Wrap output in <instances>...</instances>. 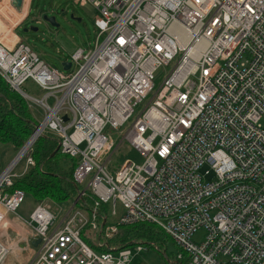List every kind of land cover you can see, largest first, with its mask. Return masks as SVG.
<instances>
[{"label": "built area", "instance_id": "2783aa9c", "mask_svg": "<svg viewBox=\"0 0 264 264\" xmlns=\"http://www.w3.org/2000/svg\"><path fill=\"white\" fill-rule=\"evenodd\" d=\"M32 1L18 9L0 0V77L43 112L21 150L37 133L54 135L77 162L79 198L94 206L81 202L58 225L48 204L18 219L26 195L6 190L22 159V175L35 166L34 143L0 173V232L17 236L12 245L0 238V264L22 236L28 247L40 241L30 264H130L131 247L110 242L121 226L141 223L165 232L189 264H264V0H75L96 12L98 36L63 72L17 34ZM28 82L42 98L26 92ZM123 143L140 162L128 159L111 173ZM207 166L213 181H205L210 170L200 173ZM105 205L108 215L100 214ZM118 205L117 222L110 217ZM85 226L98 232L92 245Z\"/></svg>", "mask_w": 264, "mask_h": 264}, {"label": "rangeland", "instance_id": "374dc122", "mask_svg": "<svg viewBox=\"0 0 264 264\" xmlns=\"http://www.w3.org/2000/svg\"><path fill=\"white\" fill-rule=\"evenodd\" d=\"M45 16L48 18H55L56 24L59 25V27H53L50 23L46 22L44 20ZM95 17L96 12L91 6L86 8H78L75 5V0H33L31 4L30 17L23 24V26L19 28L17 34L21 40L24 43L29 44L44 61L63 72V65L67 61H71L72 55L76 51L79 49L90 50L94 48L98 36V30L95 25ZM30 28H37L38 32L29 31L28 33H25L24 30ZM75 69L76 67L73 68L72 72H74ZM170 70V68L160 69L157 74V85L162 82L164 75L167 72H170ZM24 89L28 92V94L36 96L37 98H42L45 94L33 82H28L24 86ZM151 98H149L145 104L149 103ZM23 99L28 103L29 109L31 110L34 118L37 120V123H40L43 120V112L41 109L25 98ZM141 108H143V106ZM130 125L131 123L124 128V131H127ZM112 135L116 144L118 145L122 140V133L118 131L113 132ZM52 136L55 137L54 135ZM8 149L9 148L6 146H0V152L6 150V152L1 153L0 172L6 169L20 152L11 151ZM128 159H134L135 161L140 162L128 145L125 143L120 144L119 149H117L111 157L109 171L113 173L114 171L118 170L120 166ZM21 169L22 173L18 174ZM209 170L210 175L205 180L207 182L213 181L215 179L214 172L208 166L203 167L200 170L201 174H205ZM24 171L25 161L22 159L19 162L15 173L21 177ZM83 199L84 197H81L80 199L78 195L75 201L68 203L58 204L50 200H46L40 204H48L52 207L54 213L57 216L56 225H58L63 222L62 220L66 217V214L71 209L80 208L79 206ZM34 207L35 203L33 199L31 196L27 195L24 198L23 204L17 210L16 216L18 219L26 221L29 219ZM116 211L117 217H110V219L116 220L118 222L120 217L123 215L122 206L118 205ZM98 223L100 225L102 221L99 220ZM13 224L17 225V229L19 228V233L21 234V224L18 222H14ZM83 230L85 238L91 243V245L96 242L99 236L96 230H89L87 226H85ZM5 236V238L9 240L10 244H15V241L17 240V236L15 234L8 232V234H5ZM204 237L205 231L201 230L194 236L193 239L195 242L201 243L204 240ZM19 239L20 238L18 237V240ZM114 239L113 241H115ZM110 244L114 245L115 243L110 242ZM25 245L26 243L17 242V244L12 247L11 252L4 264H30L34 255V249ZM167 247L168 257L172 258V262H175L174 257H177L178 255V248L174 242H170ZM131 250L133 252V257L130 264H168L167 256L161 257V254L152 248L149 250H144L141 254H137L136 246H132ZM172 264L178 263L175 262Z\"/></svg>", "mask_w": 264, "mask_h": 264}, {"label": "trees", "instance_id": "16d2710c", "mask_svg": "<svg viewBox=\"0 0 264 264\" xmlns=\"http://www.w3.org/2000/svg\"><path fill=\"white\" fill-rule=\"evenodd\" d=\"M37 125L28 103L0 77V146H6L11 151H20L35 132ZM58 147L59 142L52 134L47 133L38 139L30 153L35 166L14 179L13 186L6 192L12 194L16 190L23 191L26 196H31L35 206L46 200L58 204L75 201L79 195V187L73 181L77 162L60 151L56 152ZM6 150L0 152V158L1 153ZM81 202L85 203L89 210L94 206V200L90 197H84ZM109 210V206H102L100 214L108 215ZM114 240L111 241L114 245H139L144 246L146 250L152 248L158 251L161 257L167 256L168 264H189L188 256L175 243L179 252L177 257H174L175 262H172V258L168 257L167 245L173 241L155 225L141 223L121 226ZM180 254L183 258L179 260Z\"/></svg>", "mask_w": 264, "mask_h": 264}, {"label": "water", "instance_id": "95a60500", "mask_svg": "<svg viewBox=\"0 0 264 264\" xmlns=\"http://www.w3.org/2000/svg\"><path fill=\"white\" fill-rule=\"evenodd\" d=\"M14 5L16 8L20 9L21 6H22V0H14ZM44 20L48 23H50L53 27H59V25L56 24V19L55 18H48L47 16L44 17ZM25 33H28L29 31H32V32H38V29L37 28H30V29H25L24 30ZM71 68V63H65L63 65V70L64 71H69ZM67 120V118L65 119ZM23 150V149H22ZM22 150L20 152H22ZM60 150V148L58 147V149L56 150V152H58ZM20 154V153H19ZM19 154L17 155V157L14 159V162L17 160ZM40 243V241H37L34 243V247H37L38 244Z\"/></svg>", "mask_w": 264, "mask_h": 264}, {"label": "crops", "instance_id": "0c3cea01", "mask_svg": "<svg viewBox=\"0 0 264 264\" xmlns=\"http://www.w3.org/2000/svg\"><path fill=\"white\" fill-rule=\"evenodd\" d=\"M1 172H2V171H1ZM1 172H0V173H1ZM21 173H22V169H21L20 172H18V174H21ZM12 220H13V216H12V215H9V216H8V221L12 223ZM22 237H23L22 242H24V238H25V237H24V236H22ZM0 238L2 239V241H4L5 244L12 245V244L9 243V240H7V239L5 238V236H3L2 232H0ZM32 248L34 249V253H35V248H34V246H33Z\"/></svg>", "mask_w": 264, "mask_h": 264}, {"label": "bare ground", "instance_id": "6f19581e", "mask_svg": "<svg viewBox=\"0 0 264 264\" xmlns=\"http://www.w3.org/2000/svg\"><path fill=\"white\" fill-rule=\"evenodd\" d=\"M38 136H39L38 133L35 134V136H33L32 140L30 141V143L28 144V146L26 147V149L20 154V156L17 159V161H19L23 157L25 151L36 142Z\"/></svg>", "mask_w": 264, "mask_h": 264}]
</instances>
